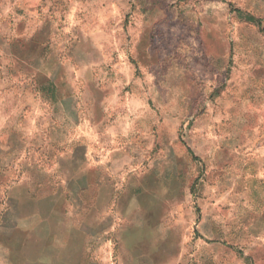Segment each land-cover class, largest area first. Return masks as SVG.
I'll use <instances>...</instances> for the list:
<instances>
[{"label":"rangeland","instance_id":"1","mask_svg":"<svg viewBox=\"0 0 264 264\" xmlns=\"http://www.w3.org/2000/svg\"><path fill=\"white\" fill-rule=\"evenodd\" d=\"M0 264H264V0H0Z\"/></svg>","mask_w":264,"mask_h":264},{"label":"trees","instance_id":"2","mask_svg":"<svg viewBox=\"0 0 264 264\" xmlns=\"http://www.w3.org/2000/svg\"><path fill=\"white\" fill-rule=\"evenodd\" d=\"M236 12H237V15L239 16V17H243V18H245L246 20H248V21H252V22H256L257 24H259V20H257V19H255L254 17H252V16H249V15H243L242 13H240L237 9H236ZM48 90V92L49 91H51V94H53L52 92V90L53 89H47ZM83 190V189H82ZM46 194V192H45V190H41V191H38L37 193H33V196H35V198L36 197H38V198H40V196L42 195H45ZM40 195V196H39ZM41 196V197H42ZM67 197V200H68V195L66 196Z\"/></svg>","mask_w":264,"mask_h":264}]
</instances>
